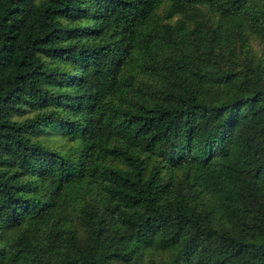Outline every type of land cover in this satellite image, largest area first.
I'll list each match as a JSON object with an SVG mask.
<instances>
[{"label":"trees","instance_id":"trees-1","mask_svg":"<svg viewBox=\"0 0 264 264\" xmlns=\"http://www.w3.org/2000/svg\"><path fill=\"white\" fill-rule=\"evenodd\" d=\"M167 1L0 0V264H264V0Z\"/></svg>","mask_w":264,"mask_h":264},{"label":"rangeland","instance_id":"rangeland-1","mask_svg":"<svg viewBox=\"0 0 264 264\" xmlns=\"http://www.w3.org/2000/svg\"><path fill=\"white\" fill-rule=\"evenodd\" d=\"M168 10H170V5L167 0H160L157 8L155 9L156 13L158 15L166 13ZM172 14V15H171ZM169 16V19L166 21H173L177 16L179 17V14L177 15L176 13H171ZM167 18V17H166ZM165 18V19H166ZM247 41V47L248 50L252 52L253 55L255 56H260L259 53L261 52V45L258 43V41L255 38H249L246 40ZM223 55L227 56V52L223 50ZM127 66L125 67V69Z\"/></svg>","mask_w":264,"mask_h":264}]
</instances>
